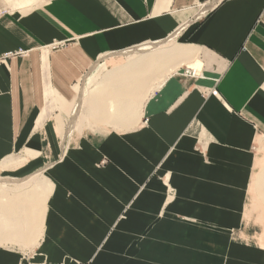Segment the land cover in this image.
Here are the masks:
<instances>
[{"label":"crops","instance_id":"1","mask_svg":"<svg viewBox=\"0 0 264 264\" xmlns=\"http://www.w3.org/2000/svg\"><path fill=\"white\" fill-rule=\"evenodd\" d=\"M213 1L0 15V264H264V0Z\"/></svg>","mask_w":264,"mask_h":264},{"label":"rangeland","instance_id":"2","mask_svg":"<svg viewBox=\"0 0 264 264\" xmlns=\"http://www.w3.org/2000/svg\"><path fill=\"white\" fill-rule=\"evenodd\" d=\"M48 1L49 0H0V15L4 14V12H13L15 10L12 11L10 9L17 8L27 4L34 5L39 3L33 7V8H37L44 5ZM26 264H36V263L27 261ZM40 264H45V263H40Z\"/></svg>","mask_w":264,"mask_h":264},{"label":"built area","instance_id":"3","mask_svg":"<svg viewBox=\"0 0 264 264\" xmlns=\"http://www.w3.org/2000/svg\"><path fill=\"white\" fill-rule=\"evenodd\" d=\"M23 52H17L14 54H4V55H0V64L5 63L6 61L10 60L11 58H13L14 56L17 55H22Z\"/></svg>","mask_w":264,"mask_h":264},{"label":"bare ground","instance_id":"4","mask_svg":"<svg viewBox=\"0 0 264 264\" xmlns=\"http://www.w3.org/2000/svg\"><path fill=\"white\" fill-rule=\"evenodd\" d=\"M216 2H217V0H214L210 5H208V6L203 10V13H205L209 8H211L213 5H215Z\"/></svg>","mask_w":264,"mask_h":264}]
</instances>
